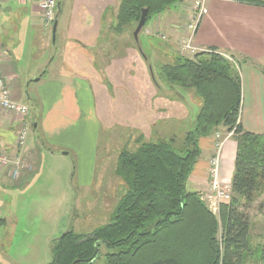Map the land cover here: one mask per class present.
Segmentation results:
<instances>
[{
    "label": "crops",
    "instance_id": "crops-1",
    "mask_svg": "<svg viewBox=\"0 0 264 264\" xmlns=\"http://www.w3.org/2000/svg\"><path fill=\"white\" fill-rule=\"evenodd\" d=\"M193 1L172 5L149 20L139 35L143 32L148 49L159 46L169 54L176 46L180 47ZM120 2L63 0L53 42L39 0H0V74L11 98L30 107L25 118L31 124L26 144L19 148L23 116L0 107V150L7 154L20 151L33 166L21 170L18 176L11 168L0 166V241L5 238L4 232L9 239L15 234V230H9L14 213L13 198L7 192L10 189L23 191L35 181L33 175L40 170L43 154L48 153L64 164H72L75 160L77 169L70 167L72 176L77 172L84 186L92 182L91 178L84 177L92 175L98 158V133L103 126L98 108L107 104L102 97L107 93L103 87L106 82L111 84L110 80L116 81L121 69L117 64L128 60L130 52L141 54L148 61L143 46L140 49L123 44L122 39H129L131 29L118 35L121 43H115L118 38L114 37L113 25ZM195 44L204 49L217 48L242 66L250 65L251 90L255 95L260 94V83L264 82V0H210ZM125 45L128 47L122 55L120 51ZM241 76L242 88H245L246 74L242 72ZM160 94L155 88L142 102L149 109L148 119L152 125L171 117L170 114L159 116L161 105L167 104L169 108L177 104L175 99L160 97ZM253 110L255 124L261 126L260 130L240 121L246 130L264 133V103L260 98ZM106 122L107 127L115 125L112 120ZM149 122L146 125L144 120L137 121L136 126L144 128ZM212 136L200 139L202 154L189 179L200 193L209 187L210 159L217 155ZM231 139L234 140L230 142ZM222 142L224 152L222 163L219 160V177L223 184L231 186L237 141L228 133ZM6 254L11 259L9 253ZM31 264H38V261Z\"/></svg>",
    "mask_w": 264,
    "mask_h": 264
},
{
    "label": "trees",
    "instance_id": "trees-1",
    "mask_svg": "<svg viewBox=\"0 0 264 264\" xmlns=\"http://www.w3.org/2000/svg\"><path fill=\"white\" fill-rule=\"evenodd\" d=\"M182 1L121 0L113 26L133 33L143 9L146 26ZM160 73L166 82L195 88L201 97L194 130L176 147L171 139L154 142L139 135L136 149L122 150L116 174L128 190L111 221L91 234L65 231L52 241L50 264H94L102 246L115 250L106 255L108 264H264V236L252 243L248 212L264 196V133L246 130L240 121L242 81L236 61L207 48L193 57L177 55ZM221 128L234 135L237 150L231 198L220 204L217 215L187 184L202 154L200 139Z\"/></svg>",
    "mask_w": 264,
    "mask_h": 264
},
{
    "label": "rangeland",
    "instance_id": "rangeland-1",
    "mask_svg": "<svg viewBox=\"0 0 264 264\" xmlns=\"http://www.w3.org/2000/svg\"><path fill=\"white\" fill-rule=\"evenodd\" d=\"M148 24L149 21L146 26ZM115 26L114 37L118 38L121 32L116 31ZM50 30V37L53 39V25ZM143 32L139 37L141 45L140 41L138 45L144 47L149 60L146 61L141 54L130 52L128 60L117 64L121 69L116 81L110 80L111 84L106 82L105 88L103 87L107 93H103L102 97L106 98L107 104L104 103L100 109L98 108L103 123L100 134L98 133L100 135L98 158L92 175L84 177L91 178L92 182L84 186L77 172L72 176L70 167L76 166L77 169L75 160L72 164L70 162L64 164L48 153L43 154L40 170L33 175L35 181L23 191L10 189L7 192L13 198L14 213L9 230L11 232L15 230V234L9 239L8 233L7 235L6 232L3 233L5 238L0 241V264H31L35 260L38 264H50L52 241L65 231L73 229L77 233L91 234L96 228L111 221L122 195L128 190L127 184L116 174L118 155L122 150L136 149L138 145L135 139L139 135H144L146 140L154 142L171 139V143L176 147L183 143L190 131L194 130L197 114L202 107L201 97L195 88L170 84L160 73L162 65L173 63L176 56L181 55L180 47L176 46L169 54L164 53L159 46L148 49ZM129 34V39H122L123 44H129L134 48L136 46L134 35L131 31ZM115 43L120 44L121 40L118 38ZM127 47L125 45L121 48L122 55ZM115 52H118V48ZM236 66L240 76L242 72L246 74V86L242 88L240 119L248 127H258L255 129L260 130L261 126L255 124L253 109L259 98L264 103V82L260 83V94L255 95L250 87L252 67L250 65L244 67L237 61ZM158 86L163 87L160 97L175 99L177 104L169 108L167 104L161 105L162 113L159 116L170 114L171 117L162 118L157 124L152 125L148 119L149 109L142 105V102L147 100L150 92ZM169 86L172 91L166 89ZM108 119L115 124L112 128L106 125ZM141 120H144L146 125L149 122V125L137 128L136 122ZM227 135L225 129L213 134L215 153L218 152V144ZM232 140L234 139L230 142ZM223 150L222 145L219 150L221 163ZM215 156L213 155L210 161ZM209 170L207 172L209 187L202 190V195L207 199L213 193ZM227 184L224 183L225 186H228ZM187 186L191 191L197 189L190 182ZM207 199L206 202L210 205ZM248 212L251 218L250 237L252 243L256 245L263 241L264 236V196H261ZM218 213L219 211L216 214L219 215ZM112 251L115 250L102 246L94 264H108L106 255ZM6 253H9L11 259H8Z\"/></svg>",
    "mask_w": 264,
    "mask_h": 264
},
{
    "label": "built area",
    "instance_id": "built-area-1",
    "mask_svg": "<svg viewBox=\"0 0 264 264\" xmlns=\"http://www.w3.org/2000/svg\"><path fill=\"white\" fill-rule=\"evenodd\" d=\"M210 0H194L191 6V16L185 25V34L180 40V53L187 57H193L200 51H207V49L200 48L195 44V37L199 25L208 13V3ZM58 0H39V6L42 11V16L45 25L52 27L57 13ZM165 38V36H163ZM233 61L232 58L226 56ZM0 107L23 116L22 127L19 132L18 146L23 148L26 144L31 124L25 117L30 112V107L27 104H22L14 101L11 98L10 92L6 87L5 81L0 74ZM223 142L218 144V154L210 161V183L212 195L208 196L210 201L209 207L217 213L221 203L228 202L231 198V186H225L219 177V150ZM0 166L9 167L15 176L20 174V171L25 168H33L32 164L24 159L23 154L19 151L16 154H7L5 150H0ZM202 194V193H201ZM203 199L206 201L202 195ZM207 199V200H208Z\"/></svg>",
    "mask_w": 264,
    "mask_h": 264
},
{
    "label": "water",
    "instance_id": "water-1",
    "mask_svg": "<svg viewBox=\"0 0 264 264\" xmlns=\"http://www.w3.org/2000/svg\"><path fill=\"white\" fill-rule=\"evenodd\" d=\"M62 1L63 0H58V3H57V13H56L54 24H53V42L56 41V32H57V26H58V20H59V10L61 8ZM146 18H147V9H143L139 23L133 32L134 39L136 40L137 43H139L140 41L139 35L145 26ZM139 48L141 49V46H139ZM145 57L147 56L145 55ZM64 153H68V152H64ZM76 263L77 261L74 262L73 264H76Z\"/></svg>",
    "mask_w": 264,
    "mask_h": 264
}]
</instances>
